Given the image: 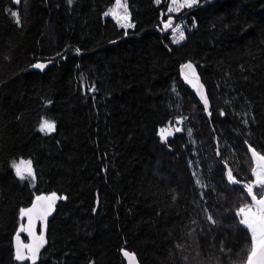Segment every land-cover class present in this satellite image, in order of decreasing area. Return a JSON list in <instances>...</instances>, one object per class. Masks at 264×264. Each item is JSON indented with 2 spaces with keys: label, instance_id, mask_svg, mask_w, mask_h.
<instances>
[{
  "label": "trees",
  "instance_id": "trees-1",
  "mask_svg": "<svg viewBox=\"0 0 264 264\" xmlns=\"http://www.w3.org/2000/svg\"><path fill=\"white\" fill-rule=\"evenodd\" d=\"M114 1L0 0V264H32L14 239L27 240L21 209L44 193L66 199L35 264H127L125 249L138 264H245L247 145L264 155V0H198L180 11L193 24L180 43L162 25L169 0H125L129 29L105 16ZM21 160L34 178L17 176Z\"/></svg>",
  "mask_w": 264,
  "mask_h": 264
},
{
  "label": "snow or ice",
  "instance_id": "snow-or-ice-1",
  "mask_svg": "<svg viewBox=\"0 0 264 264\" xmlns=\"http://www.w3.org/2000/svg\"><path fill=\"white\" fill-rule=\"evenodd\" d=\"M19 0H17V3ZM71 2V0H69ZM197 0H184L183 6L192 7ZM121 6V0H116V7ZM178 11L177 9H170V11ZM14 17H17V22L19 23V17L16 12L11 13ZM105 15H108L106 13ZM124 27H132L131 24H126ZM165 27H171V23L166 24ZM179 27V26H177ZM184 39V33L183 31L179 32V36L174 40L175 43H178L180 40ZM79 51V50H77ZM36 68H43V64H36L34 65ZM182 67L193 69V66L191 63L183 65ZM194 72V69H193ZM187 79V77H186ZM191 83V81H189ZM202 87V86H201ZM203 102L205 106L208 105V100L206 97H202ZM179 122V121H178ZM246 122V121H245ZM55 128L54 122H49L48 120H45L41 124V131H48L51 132ZM179 131V129H177ZM167 132L166 129H161V136L162 138L165 137V133ZM170 135L171 133H167ZM189 134H191V130H189ZM250 151L252 152V155L256 157L259 161H264V155H260L255 152V149H252L251 146H249ZM14 168L16 170L17 176H19L21 179H25L26 177H34L33 171H32V164L31 161H23L21 160L19 163L14 162ZM261 171L257 172V170L254 168L253 173L256 176V180L254 184H250L246 186L247 194L251 196L252 201L255 202L256 205V211L252 212L249 208L246 212L245 209L241 208L240 212L245 213V218L241 220V223L246 225L249 229H251L252 232V248H251V254L248 256V264H264V195L261 196V198L257 199V196L253 192V188H264V164L260 165ZM227 177L230 183H238V181L235 180L233 177V174L231 170L228 171ZM199 183V181H197ZM56 198V194L52 193L51 196H37L36 201H54ZM51 210V203L48 204L47 207L40 205L38 203H33L32 207L29 209H21V215H28L29 220L32 219V214L35 212L38 219H43L48 215V213ZM250 214V217H249ZM208 219L211 220L212 217L208 216ZM37 246V250H38ZM125 256H129L130 254L125 251ZM17 259L24 260L26 259L25 256H23L19 251L17 252Z\"/></svg>",
  "mask_w": 264,
  "mask_h": 264
},
{
  "label": "water",
  "instance_id": "water-1",
  "mask_svg": "<svg viewBox=\"0 0 264 264\" xmlns=\"http://www.w3.org/2000/svg\"><path fill=\"white\" fill-rule=\"evenodd\" d=\"M37 64H43L44 67L42 69L35 67L36 69L44 70L47 65L51 64V61H41V62H38ZM183 65H186V63H183V64L180 65V71L183 74H185L187 77L195 78L197 80L200 101H201V103L203 104V106L205 108L206 115L210 118V101H209V98L207 96V93L205 91V88L203 86V83H202V80H201L199 74L196 73V72H193L191 69L182 67ZM202 97H206L207 98V100H208L207 107L205 106ZM249 146L250 145H247L248 152H249V155H250V157H251V159L253 161L254 168L260 167L261 164H264V161H259L256 157H254L252 155V152L250 151ZM251 148L254 149L253 147H251ZM255 152L258 153L256 150H255ZM245 190H246V188H245ZM246 192H247V190H246ZM51 194L52 193H50V194L44 193V194H41L39 196L47 197V196H51ZM55 194H56V198H55L54 201H36V199H35L31 203V205L27 209L31 208L33 203L35 202V203H38V204L43 205L45 207H47L48 204L51 203V210L48 213V215L46 217H44L43 219H38L35 212L32 214V219L31 220H29V216L28 215H22L24 220H25L24 233H25V236H26L27 240H24L23 237L20 236L19 234H17L15 236V239H14V245H15V248H16L17 252L19 251L32 264L37 263V261L39 260L40 252L46 245L48 223H49V220L55 214L56 206H57L58 202L60 200H65L66 199L65 195H59L58 193H55ZM262 195H264V192H263ZM261 196L257 197V199L261 198ZM249 197L251 199L250 195H249ZM251 201H252V199H251ZM252 202L255 204L254 201H252ZM37 246H39L38 250H37ZM125 251H127L130 255L129 256H125L124 255ZM122 255L126 259L127 264H138L135 255L133 253L129 252L128 250H123L122 251ZM245 264H248V259H247Z\"/></svg>",
  "mask_w": 264,
  "mask_h": 264
},
{
  "label": "rangeland",
  "instance_id": "rangeland-1",
  "mask_svg": "<svg viewBox=\"0 0 264 264\" xmlns=\"http://www.w3.org/2000/svg\"><path fill=\"white\" fill-rule=\"evenodd\" d=\"M15 1L17 2V0H15ZM155 1L157 3H159L160 0H155ZM183 2H184V0H169V2H168V9H167V12H166V15H165V18L166 19L162 21V25L164 26V28L170 31L171 38H172L173 42L179 36V32L180 31H183L184 37H185L186 31L192 29V25L193 24H191L188 21L187 16L185 14H180V11L183 8L187 7V6L181 7V5L183 4ZM197 3H198V0H197V2L195 4H197ZM177 8H179L178 11H175V10L170 11V9H177ZM12 12H14V11H12ZM106 13H108V15H105V16L111 17L115 22H117V24L120 27H122L124 29L132 28V27H124V25H126V24H131L132 25V22H131L130 16H129V12H128V8H127V4H126V1L125 0H121V6L118 7V8L116 7V0H115L114 3L107 9V11L105 12V14ZM169 20H170V22H168ZM169 23L172 24L171 27H165V25L166 24H169ZM177 26H179V27H177ZM181 41H183V40H180L178 43H180ZM185 121H186V119L181 118V121H180L181 123L178 124V125L177 124H174V123H171V124H169L167 126L162 127L161 129H166L167 130V132L165 133V137H168V136L173 135L175 132H177V129L180 130L181 129V127H180L181 124L183 126H186ZM167 133H171V134L168 135ZM160 135H161V131H160ZM253 169H254V166H253ZM255 169L257 170V172H260L261 171V168L260 167H257ZM253 176H254V178L252 179L251 184H254L255 183V180H256V176L254 175V173H253ZM255 188H257V187H255ZM257 189L258 190L259 189L262 190V192H261V195H262L263 192H264V188H257ZM255 195L257 197H259L257 194H255ZM242 208L245 209L246 212L248 211L249 208L251 209L252 212H255L256 211V205L252 201H251V203L247 204L246 206H244ZM241 216H242L241 219H244L245 218V213H241ZM249 217H250V214H249ZM244 226H246V225H244ZM249 230L251 231V229H249Z\"/></svg>",
  "mask_w": 264,
  "mask_h": 264
},
{
  "label": "bare ground",
  "instance_id": "bare-ground-1",
  "mask_svg": "<svg viewBox=\"0 0 264 264\" xmlns=\"http://www.w3.org/2000/svg\"><path fill=\"white\" fill-rule=\"evenodd\" d=\"M9 10H10V9H9ZM164 13H165V12H164ZM169 13H170V12H169ZM171 13H172V12H171ZM180 14H181V13H180ZM183 14H184V13H183ZM183 16H184V15H183ZM174 18H175V17H174ZM168 22H170V20H169ZM14 23H15V22H14ZM116 23H117V22H116ZM173 23H174V22H173ZM187 23H188V22H187ZM171 25H172V24H171ZM121 28H122V27H121ZM160 29H162V28L160 27ZM170 30H171V29H170ZM168 31H169V30H168ZM168 31L166 30V32H168ZM47 66H48V65H47ZM0 75H1V74H0ZM194 80H195V79H194ZM193 82H194V81H193ZM196 82H197V81H196ZM196 82H195V83H196ZM193 88H194V87H193ZM197 88H198V87H197ZM197 90H198V89H197ZM198 91H199V90H198ZM222 92H223V91H222ZM228 92H229V91H228ZM232 93H233V91H232ZM228 94H229V93H228ZM222 95H223V94H222ZM225 95H226V94H225ZM235 96H236V95H235ZM223 97H224V96H223ZM226 97H227V96H226ZM229 97H230V96H229ZM231 98H232V97H231ZM226 99H227V98H226ZM221 100H222V99H221ZM221 100L219 101V103L223 101V100H222V101H221ZM224 100H225V98H224ZM227 100H228V99H227ZM227 100H226V101H227ZM226 101H225V102H226ZM228 101H229V100H228ZM222 103H223V102H222ZM226 103H227V102H226ZM223 104H224V103H223ZM52 122H53V121H52ZM39 130H40V129H39ZM39 130H37V131H39ZM168 130H169V129H168ZM160 131H161V130H160ZM40 132H41V131H40ZM154 140H155V139H153V141H154ZM153 141H152V142H153ZM10 163H11V164H14V162H13V163L10 162ZM11 166H12V165H11ZM13 168H14V167H13ZM14 170H15V169H14ZM83 172H84V171H83ZM78 173H79V172H78ZM82 176H83V175H82ZM33 178H34V177H33ZM56 208H57V207H56ZM125 250H126V249H125Z\"/></svg>",
  "mask_w": 264,
  "mask_h": 264
},
{
  "label": "built area",
  "instance_id": "built-area-1",
  "mask_svg": "<svg viewBox=\"0 0 264 264\" xmlns=\"http://www.w3.org/2000/svg\"><path fill=\"white\" fill-rule=\"evenodd\" d=\"M159 29V28H158ZM160 30V29H159Z\"/></svg>",
  "mask_w": 264,
  "mask_h": 264
}]
</instances>
